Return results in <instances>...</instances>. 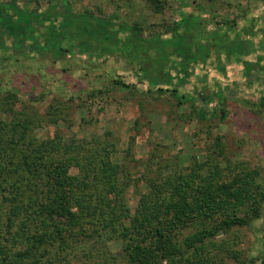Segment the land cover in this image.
Here are the masks:
<instances>
[{"label": "trees", "instance_id": "trees-1", "mask_svg": "<svg viewBox=\"0 0 264 264\" xmlns=\"http://www.w3.org/2000/svg\"><path fill=\"white\" fill-rule=\"evenodd\" d=\"M147 1L157 12L166 4V0ZM14 2L0 0L2 6ZM48 4L66 15H60L62 20L77 15L93 20L99 30L97 45L104 50H119L128 38L135 41L133 47L144 53L136 63V74L147 81L148 92L157 96L169 93L178 105L191 103L199 119H211L215 114L214 107L206 108L210 103L222 105L240 96L244 88L257 95L255 104L264 110V64L258 62L259 56L245 59L248 30L238 27L234 18L217 21L213 30L217 36L201 39L199 45H186L180 36L182 7H177L180 13L171 23L161 24V36L155 28L145 30L137 23L118 21L98 7L94 14L90 9L73 12L68 0H48ZM47 11L49 8L37 6V14L48 16ZM2 15L6 20L0 27V37H4L0 44L8 42L7 48L15 28L6 24L12 16L5 10ZM51 17L54 19L47 24L44 19L37 26L38 46H49L45 51L58 59L81 49L94 55L90 50L95 44L86 38L95 31L93 23L67 26L59 35L58 14ZM77 34H83L81 40L74 38ZM145 35L151 37L147 46ZM172 39L179 41L173 45ZM26 41L20 39L19 45L29 51ZM240 62L244 81L215 85L211 92L199 94L208 80L191 69L222 71L228 64ZM191 75L198 79L191 80ZM189 82L193 88L186 89ZM112 83L122 90L131 88L117 78ZM128 92L127 97L136 96L135 90ZM66 108L68 105L60 109L50 103L41 113L16 91L0 89V264H72L79 251L102 249L110 240L120 244L119 257L113 255L108 262L106 257L96 264H218V253L233 257L234 264H257L258 256L246 253L241 257L234 248L239 238L233 230L234 226L250 225L262 214L264 185L258 181L257 169L242 163L232 165L228 160L222 165L212 155L184 168L134 176L126 159L116 156L114 143L60 130L56 124L66 119ZM220 109L223 119L226 109ZM43 124L56 125L52 135H38L36 130ZM221 144L217 137L219 150ZM130 187L138 196L132 208L126 198ZM219 232L231 237L219 239ZM223 261L221 258L220 264Z\"/></svg>", "mask_w": 264, "mask_h": 264}, {"label": "rangeland", "instance_id": "rangeland-1", "mask_svg": "<svg viewBox=\"0 0 264 264\" xmlns=\"http://www.w3.org/2000/svg\"><path fill=\"white\" fill-rule=\"evenodd\" d=\"M68 1L73 12L90 9L96 14L98 7L103 13L118 17V21L134 22L145 30L155 28L161 36L164 35L161 24L171 23L180 13L177 7H182L184 15L180 30L183 33L180 36L186 45H199L201 39L217 36L216 31H213L217 21L234 18L238 27L243 26L248 30L244 36L248 52L244 55L245 59L259 56L261 59L258 62L264 64V0H166L158 12L147 0ZM37 6L49 8L48 16L45 12L37 14ZM4 10L12 16L6 24L15 30L10 35L9 47L5 48L8 42L0 44V89L16 91L24 101L36 105L41 113H45L50 103L60 109L68 105L66 119L56 124L60 130L79 137L114 143L116 156L121 160L126 159L134 176H154L155 171L169 172L184 168L195 159L203 162L207 157L216 155L222 160V165L228 160L232 165L242 163L257 169L258 181L264 185V110L257 107V95L250 94L249 89L244 88L239 91L240 96L227 99L222 105L210 103L206 108L214 107L215 114L209 116L211 119H199L191 103L178 105L169 93L157 96L148 92L147 81L136 74V63L140 62L144 53L140 48L133 47L135 41L131 38L125 39L119 50L113 52V47L111 52L104 50L103 46L97 45L99 30L93 20L79 18L78 15L62 20L60 15H66L57 13L48 0H16V3L6 6L0 3V27L6 20L2 15ZM54 14H58L56 21L60 26L59 35L67 26L93 23L95 31L86 38L95 44L90 50L94 55L90 56L87 50L81 49L79 52H68L58 59L53 53L45 51L49 46H38L40 34L37 33V26L44 19L45 24L53 20L51 16ZM253 22L255 26L251 28ZM39 29L42 31L41 27ZM20 30H24V33H20ZM82 35L77 34L74 38L81 40ZM145 36L147 46L151 37ZM23 38L30 44L29 51L19 45V40ZM170 41L174 45L179 40ZM141 45L146 51L145 45ZM51 48L55 50L54 46ZM153 50L150 51L151 57L154 56ZM243 65L242 62L230 63L222 71L211 67L206 72L198 67L191 69L201 77L204 74L203 77L208 80L207 87L201 89L199 94L211 92L215 85L233 86L234 81H244L241 73ZM115 78L130 84L131 88L122 90L118 86L112 87ZM189 78L193 81L198 79L194 75ZM185 87L193 88L191 82ZM198 87L201 84L198 83ZM255 87L256 90L260 89V86ZM129 89L135 90L136 96L127 97ZM221 107L226 109L223 119L219 118ZM56 125L43 124L36 131L38 135L50 136ZM217 137L222 140L221 150L215 145ZM127 149L130 155L125 157ZM126 198L131 208L135 206L138 196L132 187L128 189ZM233 230L239 238L234 248L240 256L249 253L260 258L257 264H264L261 263L264 260V204L262 214L250 225L234 226ZM217 237L229 239L231 234L219 232ZM102 247L91 252L79 251L72 264H96L106 257L107 262L113 255L119 257L121 248L115 240L108 241ZM216 257L219 258L218 264L221 258L224 260L222 264H234L233 257L226 256V253H218Z\"/></svg>", "mask_w": 264, "mask_h": 264}]
</instances>
